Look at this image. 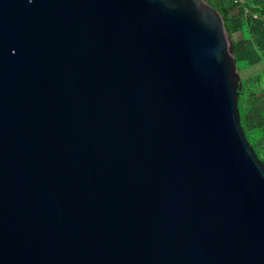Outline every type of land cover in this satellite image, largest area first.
<instances>
[{
  "label": "water",
  "instance_id": "obj_1",
  "mask_svg": "<svg viewBox=\"0 0 264 264\" xmlns=\"http://www.w3.org/2000/svg\"><path fill=\"white\" fill-rule=\"evenodd\" d=\"M208 0H0V264H264V161Z\"/></svg>",
  "mask_w": 264,
  "mask_h": 264
},
{
  "label": "trees",
  "instance_id": "obj_2",
  "mask_svg": "<svg viewBox=\"0 0 264 264\" xmlns=\"http://www.w3.org/2000/svg\"><path fill=\"white\" fill-rule=\"evenodd\" d=\"M211 5L215 7V1L217 0H208ZM223 4L221 8H217L225 21L226 27L229 30L231 36L233 35V31L230 28V22L233 20H238L241 17H244L247 27L252 26L255 22L261 21L264 24V3L260 6H254L250 0H245L244 4L235 3L234 0H222ZM233 38L234 49H235V57L237 55V43L236 39ZM261 56L264 59V49L260 50ZM236 63L239 69V72L243 68L240 67V61L236 57ZM252 92V91H251ZM253 93V92H252ZM253 95V94H252ZM251 97L249 88L245 87V81L242 79L241 85L239 87V101L238 107L240 110L241 117L246 116L251 109L252 103L249 98ZM262 99L264 97L263 93L260 96ZM243 129L245 134L254 147L258 157L264 161V123L253 126V133L250 134V130L248 131L242 122ZM251 130V132H252ZM258 130V134L256 133ZM251 135V137H250Z\"/></svg>",
  "mask_w": 264,
  "mask_h": 264
},
{
  "label": "rangeland",
  "instance_id": "obj_3",
  "mask_svg": "<svg viewBox=\"0 0 264 264\" xmlns=\"http://www.w3.org/2000/svg\"><path fill=\"white\" fill-rule=\"evenodd\" d=\"M264 3V2H263ZM262 3V4H263ZM223 4L222 0H217L215 1V7L216 8H221ZM230 28L233 31V35L232 37H234V39L237 40L239 49H237V59L240 61V67L243 68L240 72L241 77L243 78V80L245 81V87L248 88V73H247V63H246V58L248 56V52H251V50H256L257 52L262 49H264V46L261 44L262 40H264V24L261 21H257L252 25V30H250V28L247 27L246 25V21L244 18L238 19V20H233L230 22ZM256 30V32H254L253 30ZM256 38V45L257 48L255 49V47L253 46V42L252 39ZM245 56V57H244ZM235 57V58H236ZM252 97L249 98L250 102L252 103ZM249 118L246 116H244L243 118L241 117V122H243L244 126L246 127V129L249 131L250 130V134L253 133V126H257L258 124H260L261 121H257L255 120V122H257V124L255 123H250L249 122ZM252 128V129H251ZM252 130V132H251ZM258 134V130L256 132ZM251 137V135H250Z\"/></svg>",
  "mask_w": 264,
  "mask_h": 264
},
{
  "label": "crops",
  "instance_id": "obj_4",
  "mask_svg": "<svg viewBox=\"0 0 264 264\" xmlns=\"http://www.w3.org/2000/svg\"><path fill=\"white\" fill-rule=\"evenodd\" d=\"M254 6H260L264 0H250ZM244 18V17H241ZM240 18V19H241ZM247 25V24H246ZM252 30V26L248 27ZM256 32V30H253ZM256 38L252 39L253 46L255 49L257 48L256 45ZM237 49H239L237 40ZM261 44L264 46V40H262ZM245 57V56H244ZM247 63V73H248V88L251 94L252 105L251 109L249 110L247 117L249 118L250 123H255V120L261 121L260 124L264 123V97L263 99L260 97L263 93L264 95V59L261 56V53L256 50H251L248 52V56L245 57ZM242 78V77H241ZM243 79V78H242ZM253 93H252V92ZM253 94V95H252ZM258 124V125H260Z\"/></svg>",
  "mask_w": 264,
  "mask_h": 264
},
{
  "label": "built area",
  "instance_id": "obj_5",
  "mask_svg": "<svg viewBox=\"0 0 264 264\" xmlns=\"http://www.w3.org/2000/svg\"><path fill=\"white\" fill-rule=\"evenodd\" d=\"M235 3H241V4H244L245 3V0H234Z\"/></svg>",
  "mask_w": 264,
  "mask_h": 264
}]
</instances>
